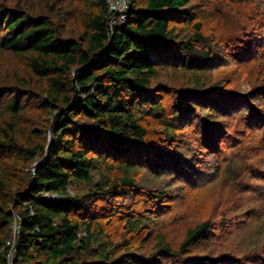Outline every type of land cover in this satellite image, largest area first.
I'll use <instances>...</instances> for the list:
<instances>
[{"label":"trees","instance_id":"1","mask_svg":"<svg viewBox=\"0 0 264 264\" xmlns=\"http://www.w3.org/2000/svg\"><path fill=\"white\" fill-rule=\"evenodd\" d=\"M222 1L202 3L206 8ZM234 1L242 7L258 2L250 12L254 17L248 16L264 29V0ZM82 2L85 15L78 29L68 32L74 17L65 9L48 6L45 13L23 0H0V56L20 59L24 68L5 80L0 75V264H207L205 258L188 256L207 238L210 221L187 230L175 251L158 234L156 255L145 259L136 255L130 241L117 244L107 235L114 213L90 205L93 199L139 190L134 173L147 162H153L147 166L151 178L168 172H175L177 182L189 177L200 157L167 156L178 149V131L190 125L198 135L192 144L220 154L218 145L229 136L223 120L213 116L216 112L223 119L240 114L245 129L260 135L254 145L264 148L262 113L235 108L236 100L203 79L211 64L256 55L254 42L264 36L257 32L251 40L239 37L210 47L194 0H128L124 23L112 27L113 15L104 0ZM169 68L190 72L189 82L160 83L159 69ZM256 99L264 105V91L250 100ZM215 100L221 103L216 106ZM28 113L38 114L40 125L21 142L20 120ZM194 113H199L196 125L189 119ZM153 128L158 130L150 133ZM155 133L161 139L154 142L149 134ZM248 147L245 156L241 151L229 156L223 175L235 186L242 184L239 177L246 175V165L262 173L251 155L254 147ZM75 184L92 188L87 195L70 196ZM260 189L258 196L264 199ZM163 193L149 191L147 197L158 203ZM141 223L126 220L134 233ZM260 232L257 238L264 236ZM210 260L208 264H215Z\"/></svg>","mask_w":264,"mask_h":264},{"label":"rangeland","instance_id":"2","mask_svg":"<svg viewBox=\"0 0 264 264\" xmlns=\"http://www.w3.org/2000/svg\"><path fill=\"white\" fill-rule=\"evenodd\" d=\"M23 1L34 8L44 10L45 13H49L48 6L65 9L67 13H70V16L74 17V20L69 24L68 32L78 29V22L83 19L87 10L83 6L82 0ZM193 3L198 18L204 21L203 31L208 37L210 47L218 48L219 45L222 46L227 41L231 42L239 37L241 40H251V36L257 32L259 37L264 36L263 27L255 24V18L254 22L248 16L252 13L253 7L257 8L258 2H252L250 6L242 7L238 4L239 2L225 0L217 3V5L206 6V8L203 6L202 0H194ZM250 17H254V15L251 14ZM259 41L254 42L258 44L255 46L257 47L256 55H251V58H244V60L226 58L222 62L223 66L211 64V69L206 70L203 79L207 84L222 89L221 93H226L228 98L236 100L233 102L235 108H244V113H248L252 109V114L260 115L262 113L264 118V105L260 104L262 100H250L257 92L262 93L264 91V40ZM221 56L224 57V55ZM23 71L24 68L20 59L7 54L0 56L2 80L12 76L15 72L21 74ZM157 77L162 84L178 86L189 82L191 74L188 71L182 72L179 69L169 68L159 69ZM171 101L169 96L164 99V103L168 107L171 105ZM218 101L215 100L216 106L221 103ZM189 104V106L194 107L193 103ZM218 115L217 112L213 114L216 119L223 120L220 122L222 125L225 123V127L228 128L226 134L231 137L230 139L227 137L221 142V145H218L223 152L221 151L217 155L210 151V154L209 151H204L199 145L192 144L191 140L198 135H195L196 126L191 125L178 131L179 142H176L178 149L173 150L171 156H169L171 150L165 151L169 154L167 157L171 159L174 154L180 158L183 155L200 157L201 160L195 161L196 170L189 177L182 178V181L177 182L178 177L175 172H168L166 175H160L162 177L151 178L149 168L153 162H147L149 168L143 164L144 166H137V171L134 173L139 190L129 192L124 197L95 202L93 199V205L90 206L95 211L102 208L104 214H108V210L109 213H114L110 222L106 224V233L111 236L114 243L130 241L136 255L139 254L148 259L156 255V237L158 234L165 235L171 248L175 251L183 241L187 230L210 221L212 230L202 243L191 249V254L188 256L190 260L192 258H205L208 260L207 264L209 261L211 262L210 259L215 264H223L224 261L227 262L224 264H264V236L257 238L260 236V231L264 232L262 227L264 225V199L258 196L261 191L260 187L264 189V148L254 145L256 141H260V135L245 129L243 125L245 119L243 120L240 114H236L233 119H223L220 118L221 115ZM6 119L8 120L5 117L4 122ZM189 119L196 125L199 120V113H194V116ZM39 120L40 116L36 113H28L20 120L21 142L29 137L31 130L39 128ZM0 125H2L1 121ZM178 125L182 124H176V126ZM154 128L152 131L150 130V133L158 130ZM149 137L154 142L161 139L157 133L149 134ZM261 144L263 145L264 141ZM248 146L254 147L251 155L253 159L255 157V164L262 173L260 171H258L259 173L254 172L248 168L249 165H246V175L239 177L242 184L235 186L226 180L223 174L228 169L226 166L229 156L238 151L244 153L245 156L247 149H249ZM100 168L102 169V166ZM218 169H220L219 172ZM15 173L18 174V177L22 175L18 170ZM238 174H240L239 171L237 177ZM235 181L237 182L238 179ZM91 188L88 185L75 184L71 186L68 193L70 196H84ZM149 191L154 194L157 191L164 192V196L156 203L148 199ZM222 215H225L226 219H221ZM133 218L142 220V226L136 233L131 232L126 225V220ZM100 220L103 223L107 222L106 217ZM162 262L164 263V261Z\"/></svg>","mask_w":264,"mask_h":264},{"label":"built area","instance_id":"3","mask_svg":"<svg viewBox=\"0 0 264 264\" xmlns=\"http://www.w3.org/2000/svg\"><path fill=\"white\" fill-rule=\"evenodd\" d=\"M109 8V12L113 15L110 20V27L118 23H124L126 12L129 8L128 0H104Z\"/></svg>","mask_w":264,"mask_h":264},{"label":"water","instance_id":"4","mask_svg":"<svg viewBox=\"0 0 264 264\" xmlns=\"http://www.w3.org/2000/svg\"><path fill=\"white\" fill-rule=\"evenodd\" d=\"M50 137H48L49 139ZM50 140V139H49ZM42 162V160H40L39 162H36L35 164L32 165L31 169L33 170L34 168H36L38 165H40V163Z\"/></svg>","mask_w":264,"mask_h":264}]
</instances>
